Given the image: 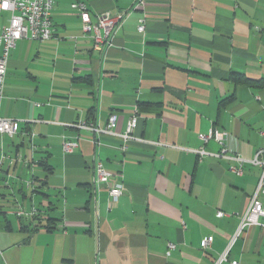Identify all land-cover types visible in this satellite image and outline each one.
Listing matches in <instances>:
<instances>
[{
	"label": "crops",
	"instance_id": "obj_1",
	"mask_svg": "<svg viewBox=\"0 0 264 264\" xmlns=\"http://www.w3.org/2000/svg\"><path fill=\"white\" fill-rule=\"evenodd\" d=\"M74 3L92 22L124 14L105 50ZM52 27L7 62L0 115L20 131L0 136V264H214L224 252L222 264H264V227L229 247L261 169L237 175L217 141L199 138L221 133L245 160L264 150V89L230 80H264V0H54ZM112 116L119 133L137 118L126 146L74 127L104 129ZM63 140L78 148L65 154ZM95 155L107 183H94Z\"/></svg>",
	"mask_w": 264,
	"mask_h": 264
},
{
	"label": "built area",
	"instance_id": "obj_2",
	"mask_svg": "<svg viewBox=\"0 0 264 264\" xmlns=\"http://www.w3.org/2000/svg\"><path fill=\"white\" fill-rule=\"evenodd\" d=\"M142 4V1H139ZM72 7L78 12L84 34H87L97 51H103L110 45V40L114 29L122 22L124 14L111 15L103 12L95 15V21L92 22L88 9L83 3H74ZM54 9V0H0V107L3 97L4 82L6 76V67L10 52L15 49L20 40L45 42L52 38V12ZM138 33L144 32L143 21L140 20L137 27ZM137 123V118L132 117L124 133L116 131V116L109 118L108 124L104 129L96 127L93 123L79 122L74 125L77 130H83L92 133L95 136L109 135L120 138L123 146L133 139L131 133ZM20 131V124L16 120L5 119L0 115V136L12 138ZM203 143L209 140H215L222 146L218 157L233 159L238 162L239 167H234L232 171L237 175L242 174V166L250 164L261 169V176L255 193L252 195L245 213L240 217L238 228L233 235L229 247L248 227H264L260 220H264V150L259 151L252 159L245 160L239 156H230L223 144V135L216 131H209L207 134L200 135ZM96 144L95 140H92ZM78 148L76 141L63 140L62 151L65 154L73 153ZM200 156L203 151L197 152ZM94 183L100 185L107 183L111 174L107 172L102 162L94 158ZM1 164V163H0ZM124 189L121 184H114L109 190L108 195L112 203H116L123 195ZM219 217L224 216L218 212ZM213 238L206 237L201 241V249L207 250L212 244ZM169 249H173L169 245ZM229 250V249H228ZM227 260V253L221 254L214 264H222ZM231 264H237L232 261Z\"/></svg>",
	"mask_w": 264,
	"mask_h": 264
},
{
	"label": "trees",
	"instance_id": "obj_3",
	"mask_svg": "<svg viewBox=\"0 0 264 264\" xmlns=\"http://www.w3.org/2000/svg\"><path fill=\"white\" fill-rule=\"evenodd\" d=\"M230 80L232 82H234L235 84H241V85L247 86L249 88L264 89V80L263 79H252V78L247 77V76L242 75V74L232 73L230 75ZM40 166L44 167L45 164L40 163ZM45 169H47V167H45ZM43 183L45 184L44 181H43ZM41 187H42V185H41ZM46 221H47V224H49V225H46L45 228L48 231H51L54 228V227H51V225H53L54 223L52 222L51 219H48Z\"/></svg>",
	"mask_w": 264,
	"mask_h": 264
},
{
	"label": "rangeland",
	"instance_id": "obj_4",
	"mask_svg": "<svg viewBox=\"0 0 264 264\" xmlns=\"http://www.w3.org/2000/svg\"><path fill=\"white\" fill-rule=\"evenodd\" d=\"M6 153H9V151H6ZM251 199V198H250ZM262 201L264 202V199H262Z\"/></svg>",
	"mask_w": 264,
	"mask_h": 264
}]
</instances>
